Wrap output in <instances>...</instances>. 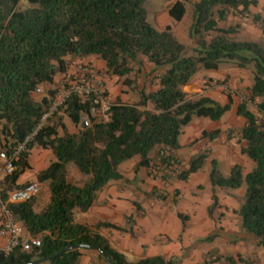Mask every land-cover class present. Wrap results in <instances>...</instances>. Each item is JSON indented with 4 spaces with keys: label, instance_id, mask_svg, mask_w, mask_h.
<instances>
[{
    "label": "trees",
    "instance_id": "1",
    "mask_svg": "<svg viewBox=\"0 0 264 264\" xmlns=\"http://www.w3.org/2000/svg\"><path fill=\"white\" fill-rule=\"evenodd\" d=\"M146 1L0 0V151L10 155L23 144L11 162L12 170L0 178V202L6 201L8 191L22 187L16 179L28 166L27 154L33 145L49 149L54 158L36 174L37 181H45L49 189L48 202L41 210L32 209V199L5 203L24 232L39 238V246L28 251L15 248L6 254L0 251V264H25L74 244L100 248L110 264H180L181 257L159 255L128 261L103 236L75 222L73 210L90 207L97 191L120 177L117 166L126 159L138 155L137 165L148 168L153 149L155 154L161 149L174 154L178 135L193 116L219 119L228 103L186 93L182 86L198 69H215L223 62L251 70V85L247 95L240 97L236 113L245 118L238 131L244 140L240 153L254 165L244 175L238 164L221 174L212 160L207 176L211 186L244 187L235 210L239 233L229 235V241L250 238L264 248V43L233 38L237 24L218 25L228 15H247L255 0L194 1L188 30L194 56L184 54L169 24L154 27L147 18ZM184 11V0H174L166 7L174 21ZM253 20L264 34V20L257 15ZM90 55L103 61L106 74L120 80V93H130L135 100L128 103L117 96L102 114L97 112L100 102L92 93L70 92L39 124L56 91L53 77L65 72L70 61ZM145 63L150 65L146 71ZM37 87L40 92H35ZM102 94L106 98L105 90ZM226 94L230 100L228 90ZM62 115L74 126L73 131L65 129ZM218 133L214 128L202 131L200 137L211 140ZM207 156V150L191 156L176 178L185 179L198 170ZM68 163L81 180L68 176ZM215 205L213 194L209 215ZM80 255V248H75L45 262L77 264ZM224 259L225 264H234L230 256Z\"/></svg>",
    "mask_w": 264,
    "mask_h": 264
},
{
    "label": "crops",
    "instance_id": "2",
    "mask_svg": "<svg viewBox=\"0 0 264 264\" xmlns=\"http://www.w3.org/2000/svg\"><path fill=\"white\" fill-rule=\"evenodd\" d=\"M158 1L160 6L155 12L154 22L158 26H164L167 24L168 16L166 7L174 0ZM194 1L197 0H184L187 3ZM263 5L264 0H255V4L249 5L245 18L228 15L223 21L227 25L237 24V33L239 31L264 43V34L253 20L255 15L264 20ZM78 61L88 64L97 74L102 75L108 100L113 101L117 96L121 101L128 103L135 100L130 93H120V80L104 72L102 60L90 55ZM218 67L198 69L182 86L186 93L204 95L220 104H229L219 119L194 117L178 135L179 147L174 153L181 159L183 168H186L191 156L206 149L208 156L203 165L185 179L175 177L168 180L152 178L148 174V168L143 166L145 178L141 182H145V185L141 187L130 185L124 174L123 177L119 171L118 179L107 182L97 191L90 207L74 214L75 222L103 236L108 244L123 253L125 258L127 254L136 259L155 255L165 258L180 255L182 248H188L196 238L215 230L214 228L218 226L220 236L212 238L210 242L191 247L180 259V264H225L226 256H230L234 264H264V248L257 247L252 239L229 241L228 233L239 229L235 210L240 204L244 187L229 189L211 186L207 176L212 160L221 174H226L233 164H238L241 167V174L244 175L254 165L252 160L240 153L244 140L239 138L238 131L245 124V118L236 113L240 97L247 95L251 85V70L248 67L234 65L220 71ZM136 76L139 81L140 77ZM56 78L53 77L54 85L57 84ZM226 90H229L230 100ZM146 109L150 110V105H147ZM249 110L256 113L254 106H249ZM83 118L81 114V124L85 121ZM61 121L67 131L74 130L73 125L69 129L62 118ZM214 128L219 129L214 139L198 138L202 131ZM154 155L155 149L149 156L152 158ZM51 156L53 155L49 149L33 145L27 154L28 166L18 175L16 185L20 187L35 181L39 184V190L45 182L37 181L36 174L46 167L48 161H51ZM137 166L139 165L133 164L132 168L135 169ZM68 171L73 176H80L74 167ZM213 194L216 197V205L213 207L217 213L215 218L212 212L210 215L207 212ZM14 221L19 224L18 221ZM103 222L115 227L101 224ZM3 243L4 238L0 237V247ZM80 252L77 264H107L101 254L93 248H80Z\"/></svg>",
    "mask_w": 264,
    "mask_h": 264
},
{
    "label": "built area",
    "instance_id": "3",
    "mask_svg": "<svg viewBox=\"0 0 264 264\" xmlns=\"http://www.w3.org/2000/svg\"><path fill=\"white\" fill-rule=\"evenodd\" d=\"M70 68L66 69L61 75V81L56 87L50 105L41 115L39 124H42L47 116L56 110L62 104L70 92L80 94L92 93L100 102L97 109L98 113L104 114L108 109L109 102L103 96L104 90L102 75L97 74L89 65L83 62H71ZM37 87L35 92H40ZM27 138H25L26 140ZM23 148V144L17 146L16 150L10 155L0 151V176L8 174L12 170V160L18 151ZM183 169V166L175 154L167 149L159 150L151 160L148 166L149 175L154 179L167 180L176 177ZM39 184L30 182L24 186L7 192L6 201L0 202V237L4 238V243L0 251L4 254L18 248L22 251H28L31 247L39 246V238L27 235L20 224L16 223L5 203H20L33 198L37 193Z\"/></svg>",
    "mask_w": 264,
    "mask_h": 264
},
{
    "label": "rangeland",
    "instance_id": "4",
    "mask_svg": "<svg viewBox=\"0 0 264 264\" xmlns=\"http://www.w3.org/2000/svg\"><path fill=\"white\" fill-rule=\"evenodd\" d=\"M192 3L193 2H191V3L184 2L185 11H184L182 17L180 18V20L174 21L169 16H167V24L170 25L171 32L174 35V37L176 38V40L182 45L183 50H184V54L186 56H194L195 55L194 51L192 50L193 39L189 36V33H188L189 26H190V24L192 22ZM159 6H160V3H159L158 0H147L144 3V7H145L146 13H147V18H148V20L150 22L153 23V25H154V27L156 29H161L163 27V26H158V24L154 22V15H155V12L159 10ZM241 18H245V17L242 16ZM218 25L219 26H226L227 23L224 22V21H219L218 22ZM233 38H235L237 40H251V39L252 40H255V38L253 39V37H251L249 35H244L243 33H239V31H238V33L236 32V33L233 34ZM255 41H260V40L256 39ZM72 61L81 62V61H78V59H74ZM72 61L69 62L68 67H67L68 69L70 68V70L72 69L71 68V62ZM234 65L235 64L234 63H231V62L219 63L218 64V66H219L218 67L219 68L218 70L221 71L224 68L227 69L228 67H231V66H234ZM143 68H144L145 71L148 70V64L145 63ZM61 75L62 74H56L54 76V78L57 77L56 78V80H57L56 81V83H57L56 84V87L59 84V82L61 81ZM108 102H110V100H108ZM194 117L195 118L198 117V118L202 119L201 116H193L192 118H194ZM192 118H191V120H192ZM83 119L85 120V117ZM62 120H63V122L66 124V126L69 129L72 127L71 122L68 120V118L65 115H62ZM191 120L188 123H190ZM198 138H200V135L198 136ZM203 150H206V149H203ZM203 150H201V151H203ZM176 157L179 159V161L182 164V161L179 158V156L176 155ZM52 159H54L53 156L50 157V160H52ZM138 160H139V156L138 155H134V156L126 159L125 161L121 162L118 165V167H117V171H118L119 175H120V172H122V176L124 174L125 179L128 181V183L130 185H133L134 187L135 186L141 187V186L145 185V182L144 183L141 182V180L145 178L144 167L143 166H137L135 169L132 168V165L133 164H137ZM72 167H73L72 163H68L67 166H66L67 170H69ZM148 174H149V172H148ZM68 176L70 178H73V179H76V180H81V178H82L81 175L78 176V177L73 176L69 171H68ZM172 178H175V177H172ZM129 184H128V187L130 186ZM48 197H49V189H48L47 183L45 182L40 187V189L38 190V193L36 194L35 199L32 200V208H33V210L35 212H38L39 210H41L45 206V204L48 202ZM76 211H81V210L74 209L73 210V217H74V214H76L75 213ZM212 213H213L212 216H214V218L217 217V213L215 212V209H212ZM238 222H239V217H238ZM214 229L215 230H211V231L203 234L201 237L196 238V240H194L188 246V248H182L181 249V254L180 255H174V256L181 257L182 258V257H184L186 255V251L190 250L191 247L196 246V245H199L200 243L210 242L211 239L210 240L205 239V237H207L208 235L214 234L213 238L214 237H217V236H220L219 233H221V231L218 230L219 229L218 226L215 227ZM223 233L225 234V232H223ZM235 233H239V229H238V231L230 232L228 234L231 235V234H235ZM257 247H260V246H257ZM260 248H263V247H260ZM126 258H127L128 261H134V260H136V258H134L131 254H127Z\"/></svg>",
    "mask_w": 264,
    "mask_h": 264
},
{
    "label": "water",
    "instance_id": "5",
    "mask_svg": "<svg viewBox=\"0 0 264 264\" xmlns=\"http://www.w3.org/2000/svg\"><path fill=\"white\" fill-rule=\"evenodd\" d=\"M82 123H83L82 125L85 126V124H86L85 121H83ZM86 247L87 246L84 245V244H74V245H70V246H67V247L62 248L61 250H59L57 253H55L53 255H50V256H47V257H43V258H39V259H35V260L29 261V262H27L25 264H37V263L46 261V260L54 257L55 255H60V254H62L64 252H68V251H70L72 249H75V248H86ZM93 249H95L99 254H101V256L104 258V260H105V262L107 264H110L109 258L101 251L100 248L93 247Z\"/></svg>",
    "mask_w": 264,
    "mask_h": 264
}]
</instances>
